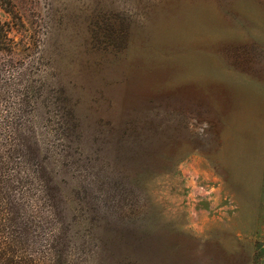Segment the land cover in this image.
<instances>
[{
    "label": "rangeland",
    "instance_id": "rangeland-1",
    "mask_svg": "<svg viewBox=\"0 0 264 264\" xmlns=\"http://www.w3.org/2000/svg\"><path fill=\"white\" fill-rule=\"evenodd\" d=\"M0 264H264V0H0Z\"/></svg>",
    "mask_w": 264,
    "mask_h": 264
}]
</instances>
